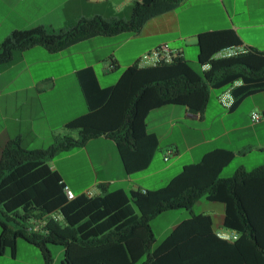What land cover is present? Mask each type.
Returning <instances> with one entry per match:
<instances>
[{
    "label": "trees",
    "instance_id": "obj_1",
    "mask_svg": "<svg viewBox=\"0 0 264 264\" xmlns=\"http://www.w3.org/2000/svg\"><path fill=\"white\" fill-rule=\"evenodd\" d=\"M182 1L134 0L126 19L79 18L65 30L38 25L11 31L0 42V65L8 63L14 51L35 46L57 52L96 36L137 35L148 20ZM239 45L230 29L201 32L196 36V69L182 57L154 67H138L135 62L105 89L97 88L87 70L88 80L78 79L86 111L64 123L65 129L77 131V139L57 136L45 148H27L14 138L2 147L0 251L13 254L20 238L39 251L45 264H51L48 244L61 247L63 264H264V166L249 172L240 168L220 179L233 157L230 150L204 153L154 190L108 192L98 186V194H74L70 201L63 193L65 184L48 165L58 153L105 137L113 142L125 174L144 170L158 149L155 136L145 130L148 112L178 105L201 115L208 90L228 88L231 110L245 97L264 91V53L247 49L227 58L213 57ZM202 197L224 206L222 228L235 233L236 239H219L209 216L199 214L179 222L153 246L149 221L165 211H189ZM54 211L61 221L48 219L41 232L27 231L28 221Z\"/></svg>",
    "mask_w": 264,
    "mask_h": 264
},
{
    "label": "crops",
    "instance_id": "obj_2",
    "mask_svg": "<svg viewBox=\"0 0 264 264\" xmlns=\"http://www.w3.org/2000/svg\"><path fill=\"white\" fill-rule=\"evenodd\" d=\"M133 1L0 0V41L11 31L38 25L65 30L79 18L126 19ZM221 29H230L244 49L264 53V0H183L173 10L148 20L137 35L122 32L96 36L57 52L40 46L14 51L11 60L0 65V152L10 139H21L27 148H40L33 146L40 139L53 141L66 135L64 123L86 111L78 79L87 81V70L98 89L108 88L111 85H100L98 74L104 78L117 68L131 66L160 44L180 52L185 61V57H194L196 64L197 34ZM67 87L73 89L75 102L65 94ZM224 91L212 96L209 120L206 116L209 102L201 115L191 114L178 105L148 112L145 130L155 136L158 149L147 167L137 172L141 173L139 176L125 174L113 142L105 137L66 152L68 162L72 156H81L92 173L79 192L70 190L54 164L49 167L73 194L91 191L94 196L101 190L98 186L108 192L119 189L124 193L157 189L171 178L167 177L169 174L173 177L184 165L196 163L213 149L232 151L233 157L225 167L236 163L233 173L240 168L249 172L264 166V91L245 97L231 110L218 102ZM253 114L260 117L258 122L251 120ZM210 128L212 134L206 135ZM166 151L171 155L164 161ZM109 185L117 186L109 189ZM202 199L209 204L200 211L193 210L196 200L189 211L170 210L153 217L149 221L153 246L179 222L193 215H207L210 221L216 219V227L211 226L215 234L228 232L222 228L224 206ZM0 264L45 263L34 246L17 238L13 254L7 249L0 251Z\"/></svg>",
    "mask_w": 264,
    "mask_h": 264
},
{
    "label": "rangeland",
    "instance_id": "obj_3",
    "mask_svg": "<svg viewBox=\"0 0 264 264\" xmlns=\"http://www.w3.org/2000/svg\"><path fill=\"white\" fill-rule=\"evenodd\" d=\"M194 54H195V50L193 51V56H194ZM185 59L187 60V63L189 64L190 67H192L193 69L197 68V65L195 64L194 57L190 58V59L185 57ZM122 70H123V68H117L114 71H112V73L108 74L104 78L99 76V74H98V81H99L100 85H103V86L104 85H113ZM218 91L219 90H215V89H209L208 90V100H209L208 104H209V106L207 107V115H206L208 118L207 120H209L212 117V96L214 94H216ZM65 94L67 95V97L71 96L70 99L75 102V98H72L73 89H69L67 87ZM260 99H262V98H260ZM260 102H262V100H260ZM263 104H264V102H263ZM239 108H241V107H239ZM207 122H209V121H207ZM64 132H66L67 133L66 135H68L69 137H71L73 139L78 138V133L76 130L67 129ZM211 134H212V128H210L206 132V135H211ZM52 143H53V141L40 139L39 141L35 142L33 146L45 148ZM73 150H75V149H73ZM66 154H67L66 152L58 153L48 162V165L51 166L52 164H54L57 171L60 173L61 177L63 178L64 182L69 186L70 190L73 193H76V192H79V190H80L79 187L85 185V183H87L91 179L92 173H91V171L88 170V168L85 165L84 161L82 160L81 156H76V157L72 156L70 161L68 162L65 159ZM248 160L251 161L252 159H248ZM235 164L236 163L233 162L230 165H228L227 167H225L219 173L218 177L220 179H226V178L231 177L233 174ZM139 174H141V173H137V174H135V176L136 175L139 176ZM172 175L173 174L171 173L167 177H172ZM114 186H117V185H111V186L109 185V189L114 187ZM207 204H209V203H206V201H204V199L201 198L195 203L193 210L194 211H200V210L204 209L205 207H207L208 206ZM130 206L132 207V209L135 212V208L133 207V205L131 203H130ZM17 213L21 214L20 211H18ZM0 217L3 219L2 215H0ZM10 224H12V222H10ZM216 225H217L216 219H214V221H211V226L213 228H215ZM47 250L49 252L51 259L54 260V264H60L61 260H62V249H61V247L59 245H56V244H48Z\"/></svg>",
    "mask_w": 264,
    "mask_h": 264
},
{
    "label": "built area",
    "instance_id": "obj_4",
    "mask_svg": "<svg viewBox=\"0 0 264 264\" xmlns=\"http://www.w3.org/2000/svg\"><path fill=\"white\" fill-rule=\"evenodd\" d=\"M246 49L239 46H231L225 49L218 51L213 57L214 58H227L231 57L240 53H244ZM181 57L180 52L171 50L168 48L166 44H160L154 49L142 54L138 60L136 61V65L138 67H154L158 64H169L173 62V60L178 59ZM207 65L201 66V70H205ZM230 89H226L222 94L218 97V102L220 105L225 108L229 109L232 105V96L230 94ZM251 120L253 122H258L260 117L257 115H252ZM171 155L170 151H166L163 160L166 161L168 157ZM63 193L67 201H70L74 198V194L65 186L63 188ZM87 197H92L93 193L91 191H86L84 193ZM50 219L54 222L61 221V215L58 211L51 212L42 218L39 219H31L28 221L27 224V231L28 232H41L43 227L45 226L46 221ZM216 236L219 239L224 241H234L236 239V234L233 232H224V233H216Z\"/></svg>",
    "mask_w": 264,
    "mask_h": 264
}]
</instances>
